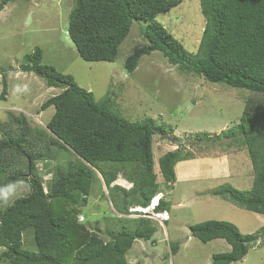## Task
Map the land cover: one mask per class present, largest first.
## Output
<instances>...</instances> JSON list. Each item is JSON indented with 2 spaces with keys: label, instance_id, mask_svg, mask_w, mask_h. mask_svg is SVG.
<instances>
[{
  "label": "trees",
  "instance_id": "16d2710c",
  "mask_svg": "<svg viewBox=\"0 0 264 264\" xmlns=\"http://www.w3.org/2000/svg\"><path fill=\"white\" fill-rule=\"evenodd\" d=\"M10 1L1 0L0 11ZM183 1L75 0L68 15L67 34L82 60L114 62L132 24L140 22L144 24L141 34L146 45L126 57L123 68L128 74L137 69L143 56L158 51L182 73L260 96L258 100L247 99L238 123L224 134L229 141L223 147L237 145L247 152L252 186L248 191H239L225 184L211 194L264 216V0H199L205 23L195 53L184 49L156 21L158 15ZM21 71L35 74L48 88H59L61 92L47 99L39 110L54 108L46 124L50 135L29 128L22 115L9 114L12 117L8 125L0 123V186L18 180L29 186L25 195L11 203L0 201V248L4 249L0 259L11 264H132L127 262L126 252L136 238L152 237L156 232L154 221L141 217L133 232L110 231L105 241L78 220L92 184L100 177L108 196L121 191L120 197L131 198V203L123 201L115 211L137 215L140 212H128L129 208L146 207L157 194L166 193L175 182L176 163L192 155L186 147H178L160 156L163 180L159 182L153 172L152 139L155 135L165 136L164 124L151 119L131 122L112 110L109 98L95 101L92 92L80 88L72 76L42 64L39 48L23 56ZM0 75V101H4L7 82L5 74ZM45 138L49 141L40 146ZM60 153L67 163L55 169L45 193L36 163L49 164ZM66 154L77 160H67ZM126 169L123 173L132 184L129 189L114 185L118 172ZM170 207L171 203L163 198L155 211L169 212ZM28 228H33L35 251L23 248L22 236ZM188 229L204 244L221 239L230 246L227 252L214 254L211 264L241 261L256 240L254 235H243L235 225L221 220L196 223ZM173 244L169 248L174 255L178 245ZM259 244L264 248V225Z\"/></svg>",
  "mask_w": 264,
  "mask_h": 264
},
{
  "label": "rangeland",
  "instance_id": "374dc122",
  "mask_svg": "<svg viewBox=\"0 0 264 264\" xmlns=\"http://www.w3.org/2000/svg\"><path fill=\"white\" fill-rule=\"evenodd\" d=\"M74 4L75 0H11L0 11V73L5 74L7 82V95L4 101H0V123L8 125L12 116L22 115L29 128L50 135L46 124L54 114V108L39 110L47 99L59 94L61 89L48 88L35 74L21 71L23 56L39 48L42 64L72 76L80 88L92 92L95 101L109 98L113 103L112 110L131 122L151 119L164 124L165 136L155 135L152 139L153 172L157 181L163 180L158 159L164 153L177 149L175 141H182L192 159L206 156L204 159L212 160L211 157H218L213 170L212 167L206 170L208 165L200 164L195 180L182 183L185 180L181 175L179 180L175 178V181L181 180L180 183L164 193L165 198L172 201L171 209H175L169 214L166 226L154 218L156 232L149 240H134L126 252L127 262L211 264L212 256L227 252L229 245L221 239L204 244L190 235L188 226L221 220L235 225L243 235L256 237L244 258L232 264H264V248L259 244L264 216L211 194L225 184L239 191L251 188L253 171L247 152L237 145L223 147L229 141L224 134L238 123L247 99L260 96L246 89L211 83L200 76L182 73L158 51L143 56L137 69L128 74L123 68L126 57L146 45L141 34L144 24L140 22L132 24L114 62L84 61L67 34L68 15ZM156 21L188 52L197 51L205 23L199 0H184L168 13L158 15ZM2 78L0 75V92ZM47 139L42 140L40 146L44 141H49ZM66 156L67 160H77L75 156ZM65 161L66 157L60 153L49 164L48 161L36 163L45 193L49 191L55 169L64 167ZM194 163L190 162V166ZM127 170L118 172L114 185L125 189L132 186L123 173ZM99 179L92 184L88 202L81 208L82 223L105 241L110 231L133 232L138 226L137 219L143 216L117 213L115 210L122 207V202L131 203V198L122 199L120 190L108 196V190ZM26 192L27 189L18 190L8 203ZM172 199L185 202L174 208ZM132 208L135 207H130L128 212ZM22 241L23 248L36 250L33 228L23 232ZM173 243L178 245V252L174 255L169 248V244ZM3 250L0 248V253ZM0 264L11 263L0 259Z\"/></svg>",
  "mask_w": 264,
  "mask_h": 264
},
{
  "label": "clouds",
  "instance_id": "9594fccd",
  "mask_svg": "<svg viewBox=\"0 0 264 264\" xmlns=\"http://www.w3.org/2000/svg\"><path fill=\"white\" fill-rule=\"evenodd\" d=\"M175 142H179V141H175ZM181 142L182 141H180V144H176L177 148L184 147V145H182ZM28 187L29 186L23 180L9 182L6 185L0 186V201H2L4 204H7L12 199V197L17 193L18 190L27 189ZM163 198L165 199L164 194L159 193L150 200V203L148 206L143 207V208L135 207L134 209L132 208V211H138L140 212L139 213L140 215H142L143 217L149 218L150 220H154V218L158 219L160 223L164 224L165 222L169 220V212L166 210L161 211V212L155 211V209L159 206V201ZM78 220L79 222L83 221L81 213L78 216Z\"/></svg>",
  "mask_w": 264,
  "mask_h": 264
},
{
  "label": "crops",
  "instance_id": "0c3cea01",
  "mask_svg": "<svg viewBox=\"0 0 264 264\" xmlns=\"http://www.w3.org/2000/svg\"><path fill=\"white\" fill-rule=\"evenodd\" d=\"M204 158H206V156ZM204 158L203 157H196V158H193V159L191 158V159H187V160H183V161L178 162L175 165V167H174L175 177H177V179L179 180V175H181L184 178L183 180H185V181H182V183H188V182H190V180H193V179L195 180L196 177L198 176L197 171L200 169L199 168L200 167V164H203V163L206 164V165H208L207 168H206V170H209L211 167H212L211 169L213 170V168L216 167L215 159H218V157H211L212 160L204 159ZM193 161H195V163L190 166V162H193ZM195 164H196V167H195ZM180 170H182V171L180 172ZM180 181H175L172 184V187H174L176 185V183H178V182L180 183ZM114 182H116V180ZM128 184H131V183L128 182ZM126 189H127V187H126ZM165 200H167V199L165 198ZM172 200L175 202L174 208L176 206H180L183 202H185V201H183L181 203V202H177L174 199H172ZM187 200H189V199H187ZM167 201H169V200H167ZM170 203H172V201ZM171 208H172V204H171L170 211H169V214L170 215H171V212L175 210V209H171ZM166 223H164L162 225L165 227L166 226Z\"/></svg>",
  "mask_w": 264,
  "mask_h": 264
},
{
  "label": "water",
  "instance_id": "95a60500",
  "mask_svg": "<svg viewBox=\"0 0 264 264\" xmlns=\"http://www.w3.org/2000/svg\"><path fill=\"white\" fill-rule=\"evenodd\" d=\"M176 144H180V141L179 142H176Z\"/></svg>",
  "mask_w": 264,
  "mask_h": 264
}]
</instances>
